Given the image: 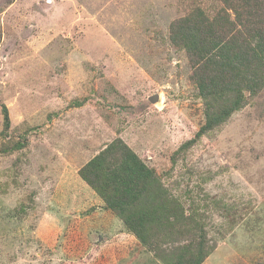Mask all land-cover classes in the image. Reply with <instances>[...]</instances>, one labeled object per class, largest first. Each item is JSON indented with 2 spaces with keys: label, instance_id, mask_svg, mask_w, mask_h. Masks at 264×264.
<instances>
[{
  "label": "rangeland",
  "instance_id": "374dc122",
  "mask_svg": "<svg viewBox=\"0 0 264 264\" xmlns=\"http://www.w3.org/2000/svg\"><path fill=\"white\" fill-rule=\"evenodd\" d=\"M197 7L222 4L0 0V264H165L79 176L112 142L205 229L201 264H264V88L196 137L204 105L169 26ZM188 235L160 255L194 252Z\"/></svg>",
  "mask_w": 264,
  "mask_h": 264
},
{
  "label": "trees",
  "instance_id": "16d2710c",
  "mask_svg": "<svg viewBox=\"0 0 264 264\" xmlns=\"http://www.w3.org/2000/svg\"><path fill=\"white\" fill-rule=\"evenodd\" d=\"M218 1L222 7L212 17L197 7L169 26L170 43L188 55L191 80L204 105L205 122L197 138L220 127L239 111L246 95L254 97L264 88V0ZM2 113L6 131L10 121L5 107ZM187 148L188 145L181 147ZM79 176L106 209L142 245L155 250L163 263L203 262L208 254L201 241L205 229L193 221L192 215H186L180 200L127 146L110 143L79 170ZM154 224L160 225L158 237ZM184 234L199 238L194 252L190 250L192 244H188L175 261L160 255L157 244L162 236L181 238Z\"/></svg>",
  "mask_w": 264,
  "mask_h": 264
}]
</instances>
